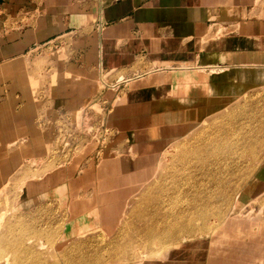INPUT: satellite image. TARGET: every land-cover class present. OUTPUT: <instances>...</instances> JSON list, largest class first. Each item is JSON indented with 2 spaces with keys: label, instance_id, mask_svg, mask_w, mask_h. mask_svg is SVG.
I'll return each instance as SVG.
<instances>
[{
  "label": "crops",
  "instance_id": "1",
  "mask_svg": "<svg viewBox=\"0 0 264 264\" xmlns=\"http://www.w3.org/2000/svg\"><path fill=\"white\" fill-rule=\"evenodd\" d=\"M240 58L264 61V0H0V185L23 175L24 204L65 193L73 216L110 225L191 114L218 108L231 85L262 80L264 65ZM154 61L231 68L201 79L192 68L156 71L117 92L98 83L104 71L116 78ZM89 99L109 107L103 154L90 136L70 158L53 159L54 115L73 116ZM199 252L191 259L176 248L142 264H214Z\"/></svg>",
  "mask_w": 264,
  "mask_h": 264
},
{
  "label": "rangeland",
  "instance_id": "2",
  "mask_svg": "<svg viewBox=\"0 0 264 264\" xmlns=\"http://www.w3.org/2000/svg\"><path fill=\"white\" fill-rule=\"evenodd\" d=\"M191 64L193 65L197 63L187 62L186 64L184 63L175 64L172 62L154 61V62H149L147 64L141 65V67L140 65L139 67L136 66L135 69H133V71H130L129 73H124V72L119 73L116 78H110L111 72L104 71L101 75L103 79L101 81V78H100L98 83L101 88H107L112 83L114 84L115 88H117L116 90L123 91L125 86H127L128 84H132V82H134L138 78L151 77L153 75V72L159 71V73H162V72L165 73V72H169L171 70L178 69V68L186 69L187 67L185 66H188ZM261 78H262L261 81L255 82L253 84H251V82H248V84H246V87L244 88L241 84H238L233 89L231 85L230 90L232 91H230V96L224 98L223 100L221 99L220 101V102L225 101L226 103H223V105H221L220 102L218 103L219 105L216 104L218 105V108L217 107H216L217 109L214 108V110L216 111L212 114H209L210 116L207 115V119L205 121L200 122L196 127L191 129V131H189L188 133L180 136L177 139L171 140V142L166 147L163 148L162 150L163 153L161 152L160 154L162 156L159 155L158 161L156 160L157 162L154 163L153 173H152L153 175L150 176V179H147L146 181H144V183L139 184V185L137 184L138 188L136 187L132 194L127 195L125 197L123 201L122 209L119 210L117 214L113 215L114 220L110 225H104L102 223H99V221L94 218L95 220L87 228L85 232H79V233L75 232L70 235V233L67 230L69 228L68 224L72 222L74 208L76 207L75 204L72 205L73 203H72L71 197L67 194L65 195V193L64 194L62 193L59 196L55 195L51 197L52 196L51 195L50 197H47V199L43 198L39 201H32L28 204H24L21 201V198L19 195H20V191L22 190L21 189L23 186L22 183L25 182L24 181L25 177L23 175L12 176L5 184H3L4 186L0 185V233L8 232L7 235L4 237L5 241L4 240L0 241V261H1L0 264H6V262L9 261L10 258L12 259V256L9 255V254L12 255V253L10 252L11 249H12L11 251H14L17 255L15 264H61L62 262L60 261H63L62 264H79V263L81 264L82 263L83 264L85 263H88V264H119L121 261L122 262L120 264H138V263L142 264V262L146 259H149L150 256L144 257L143 259L142 258L139 259L142 255L141 252L143 250L137 246V242L135 241L132 242V238L135 237V235L138 233L137 230L139 229L140 226L141 227L139 231L144 225L151 224V222H155L156 219H159L160 216L161 217L163 216L160 213V210H159L160 207L162 208V210L168 213L167 209L170 208L169 206H171L172 204L169 203L168 204L169 206L165 205V208L167 209L165 208L163 209L162 207L163 205L162 204H161L162 206L160 205V202L162 203V200H164V198H169V194L167 196L166 190H163V189H165V187L168 186L169 180L173 172L174 173L182 172L183 164H184V167L188 166L191 169V171H189L188 173H215L211 175L210 174H196L195 176L196 188L199 189L200 191L208 190L209 193L207 194L203 193L201 197L209 198L210 196L208 200L212 201V203L208 207L209 211L216 212L218 210L217 208H220L221 209L220 215H223L220 217L223 218L225 216L226 223L221 228L219 225V229L211 233L210 235L205 233L203 235L195 236L193 239L182 241L180 242V244L178 243L173 248L174 249L181 248V250H184V252H186V255H188L187 257L191 259H195L198 255H200L199 253L201 252L199 251L208 250L210 251L209 253L214 256V264H264V113H263L264 112V101H263L264 100V89H263L264 88V74L261 75ZM115 83H117L118 86ZM254 95L256 96V98H254L255 97ZM261 97L263 100L261 99ZM253 101L256 106L254 105ZM85 106L86 107L84 109L76 111L73 116L66 117L61 114L54 115V118H55L54 122L57 125L56 126L57 130L55 131V133L58 134L57 143L59 145L55 144L57 146L53 147L55 150V151L53 150L54 151L53 159L54 157H56V152L59 153V151H61V153H65L67 155L66 158L68 157L70 158L72 156V153L75 151H78L83 141L89 138L90 136H92L93 139L97 141L98 150L100 151L99 154L101 153L103 154L102 151H104V149L107 147L106 143H108L111 134H113V128L111 127L112 123H111V120L108 114L109 107L106 106L105 108V105L102 99H101V102L100 100H95V99L90 100L89 99L87 100ZM255 107L257 108L259 107V108L257 109ZM240 109H243V112L242 110L240 111ZM258 110L259 112H257ZM233 111H235V113ZM259 113H261V115H259ZM239 114L241 115L240 117H239ZM242 114H244V117ZM222 117L224 119H222ZM233 118H235L234 121H233ZM216 119H218V121ZM249 119L250 120L252 119V120L250 121ZM214 126L216 127L217 130L215 129ZM209 128L210 130H208ZM249 130L251 133L249 132ZM198 132L200 133L197 134ZM235 133H236V136L238 135L237 137L235 136ZM214 134H215V139L218 140V143L219 142L220 143L218 144V146L216 145L215 147L214 146L209 147L210 145L207 146L208 145L207 142L208 140L213 138L211 136H214ZM234 136L240 139V141L238 140L236 141ZM196 137H199V139ZM253 138L255 140H253ZM64 140H66L65 143H64ZM70 142H71L70 145L66 144ZM245 142L249 144H245ZM235 143H239V144H236L235 146ZM200 147H202V149ZM176 148L177 150H175ZM198 148L201 150H199ZM167 149L169 151H167ZM236 149H238L237 150L238 152L236 151ZM196 150H199L201 154L196 153ZM214 151L216 153L218 152L219 156L222 154L221 158H223V162L225 163L221 162L220 164L219 162L215 164L216 168L214 167V164L212 163L213 165L212 168L206 169L205 168L206 163H202L203 159L205 161H209L212 158L215 159L216 156H215ZM205 153H208V154H205ZM189 154L191 155V157ZM261 156L263 158H260ZM182 157H184V159H182ZM225 159L227 162L225 161ZM61 160H59V162H61ZM231 160L233 163L230 162ZM235 160L237 161L235 162ZM55 161H52V162L56 163ZM166 162H169V163H166ZM197 162H199L200 164ZM239 165L240 167H238ZM195 167H196V170L198 171L195 170ZM175 168H176V171H175ZM218 168L219 169L221 168V169L218 170ZM205 170L207 171L205 172ZM227 170L229 171V173ZM234 171H235V174H234ZM170 173H171V176H170ZM159 178H162V179H159ZM220 181H224L222 186H219V184H217ZM141 186L143 189L141 188ZM239 186L241 187V189H239L240 188ZM220 189L223 190V193H222V190ZM237 190L238 192H236ZM240 192H243L240 197V202L238 203V205L235 206V199H236L235 196H237ZM192 195L193 194L189 196L193 197ZM205 195L208 197H206ZM155 197L157 198L160 197V198L157 199ZM142 198L143 199L145 198V199L143 200ZM179 198L181 199L180 205L183 203L185 204L187 201H189V198L187 196H180ZM150 199H154V200L150 201ZM197 199L199 200V198ZM158 200L159 202L157 203L156 201ZM201 202H203V200ZM135 203H136V206H135ZM214 203H216V205H214L213 207ZM154 205L155 207L153 208ZM139 207L140 208L145 207V208L140 209ZM138 211H140L141 213ZM142 211H144L143 214H142ZM135 213H137V215L139 214L138 217ZM155 214L156 216L157 215L158 216L156 217ZM166 215L164 216V218L166 217ZM152 216L153 217L155 216V218H153ZM143 219L147 222V224ZM211 219L212 218H209L207 222H209V224H214L215 221ZM123 221H126V223H124ZM127 221H129L128 224H127ZM119 222H122V223H119ZM125 233H128L129 235ZM58 242L62 243V246L58 248L57 250L55 246ZM105 242L107 243L109 242L108 245ZM130 242H132V244ZM116 244H118L117 247H116ZM117 249L119 251H117ZM122 249H127L126 250L127 252L124 253ZM171 250L173 249L171 248ZM7 253L9 254L7 255ZM169 253H170V250L168 252L163 253V255L159 254L157 256L158 258L150 257V259H154V258L162 259V258L167 257ZM117 256H119V259ZM77 257H80V258H77ZM89 257L92 259H90ZM81 258L82 260H80ZM115 258H116V261H115ZM80 261H83V262H80Z\"/></svg>",
  "mask_w": 264,
  "mask_h": 264
},
{
  "label": "bare ground",
  "instance_id": "3",
  "mask_svg": "<svg viewBox=\"0 0 264 264\" xmlns=\"http://www.w3.org/2000/svg\"><path fill=\"white\" fill-rule=\"evenodd\" d=\"M240 60L241 61H239V63H240V65H242V64H244V65H250V64H252L253 63V65H258V64H262V65H264V61L262 62L261 60H256V61H252V62H248L247 61V58H240ZM264 60V59H263ZM260 61V62H259ZM233 62H234V60H233ZM157 64V63H156ZM160 64V63H159ZM158 64V65H159ZM163 65V64H162ZM236 65V64H235ZM166 66V65H165ZM231 65H229V64H222V63H210V64H204V65H199V63H197L196 65H193V66H185V67H187V68H192V69H194L195 70V72H197V73H195L196 75H194V77H191V79H201V77H200V74L201 73H210V72H212V71H214L215 73H218V72H221L223 69H229V68H231L230 67ZM167 67H169V66H167ZM255 67V66H254ZM172 68V67H171ZM243 68V67H242ZM250 68V67H249ZM158 69V68H157ZM161 69V68H160ZM169 69V68H168ZM184 69V68H183ZM244 69V68H243ZM153 70V69H152ZM165 71V70H164ZM154 73V72H153ZM260 73H261V75L262 74H264V68H262V70L260 71ZM253 74H256L255 73V71L253 72ZM252 74V75H253ZM156 75V74H155ZM186 75V74H185ZM188 78H189V76L188 75H186ZM133 79V78H132ZM152 79V78H151ZM120 80V79H119ZM156 80V79H155ZM102 81V80H101ZM157 81V80H156ZM239 81V80H238ZM112 82V81H111ZM117 83H118V81H117ZM117 83H115V84H117ZM133 83V82H132ZM159 83V82H158ZM134 84V83H133ZM252 84V83H251ZM117 86H118V84H117ZM236 86V85H235ZM107 88H110V89H112V90H114V91H116V89L117 88H115V86H114V84H110ZM263 88V87H262ZM250 89H252V88H250ZM254 89V88H253ZM264 89V88H263ZM249 91V90H248ZM247 91V92H248ZM261 91V90H260ZM117 92V91H116ZM108 93V92H107ZM254 93V92H253ZM263 93V92H262ZM106 96H107V94H106ZM117 96V95H116ZM251 96V95H250ZM255 96V95H254ZM259 96V95H258ZM108 97V96H107ZM252 97V96H251ZM250 97V98H251ZM254 98H256V96L254 97ZM258 99V98H257ZM256 99V100H257ZM261 99H262V97H261ZM118 100H120V98L119 97H117L116 98V101H118ZM234 100H236V99H234ZM253 100V99H252ZM259 100V99H258ZM263 100V99H262ZM122 101V100H121ZM229 101H230V99H229ZM255 101V100H254ZM254 101H253V103H254ZM260 101V100H259ZM264 101V100H263ZM262 101V102H263ZM241 103V102H240ZM231 104V103H230ZM250 104V103H249ZM259 104V103H258ZM263 104V103H262ZM261 104V105H262ZM124 105V104H123ZM254 105H255V103H254ZM122 106V105H121ZM207 106V105H206ZM209 106V105H208ZM225 106H227V105H225ZM230 106V105H229ZM249 106V105H248ZM256 106V105H255ZM260 106V105H259ZM200 107V106H199ZM262 107V106H261ZM260 107V108H261ZM254 108V107H253ZM255 108H257V107H255ZM259 108V107H258ZM257 108V109H258ZM263 108V107H262ZM200 109V108H199ZM233 109V108H232ZM247 109V108H246ZM252 109V108H251ZM250 109V110H251ZM221 110V109H220ZM229 110H231V109H229ZM242 110V112H243V109H240V111ZM255 110V109H254ZM206 111H207V109H206ZM216 110H212L210 113H208V114H200V113H198L197 112V114H191L190 115V119H188V120H191L189 123H190V125H191V127L189 128V130H185V131H183L182 133H183V135L184 134H186V133H188L189 131H191V129H193L194 127H196L200 122H203V121H205L206 119H207V115H209V114H212V113H214ZM228 111V110H227ZM261 111V110H260ZM263 111V110H262ZM106 112V111H105ZM234 113H235V111H233ZM254 112V111H253ZM257 112H259V110L257 111ZM222 113V112H221ZM238 113V112H237ZM245 113H246V111H245ZM249 113V112H248ZM247 113V114H248ZM252 113V112H251ZM264 113V112H263ZM106 114V113H105ZM223 114V113H222ZM238 115V114H237ZM243 115V117H244V114H242ZM253 115V114H252ZM256 115V114H255ZM254 115V116H255ZM259 115H261V113H259ZM188 117H189V115H187ZM210 116V115H209ZM241 115L239 114V117H240ZM257 116V115H256ZM183 117H185V115H183ZM218 117V116H217ZM220 117V116H219ZM224 117H226V116H224ZM229 117V116H228ZM232 117H234V116H232ZM259 117V116H258ZM106 118V117H105ZM213 118V117H212ZM235 118H236V116H235ZM235 118H233V121L235 120ZM251 118V117H250ZM255 118V117H254ZM260 118V117H259ZM222 119H224L223 117H222ZM230 119V118H229ZM256 119V118H255ZM217 121H218V119H216ZM246 120V119H245ZM250 120V119H249ZM252 120V119H251ZM250 120V121H251ZM258 120V119H257ZM214 121V120H213ZM241 121V120H240ZM248 121V120H247ZM259 122V121H258ZM241 123V122H240ZM247 123V122H246ZM252 123V122H251ZM213 124V123H212ZM220 124V123H219ZM262 124V123H261ZM206 125H208V124H206ZM242 125V124H241ZM246 125V124H245ZM244 125V126H245ZM248 125H249V123H248ZM247 125V126H248ZM213 126V125H212ZM230 126V125H229ZM259 126V125H258ZM262 126V125H261ZM209 127V126H208ZM215 127V126H214ZM213 127V128H214ZM241 127V126H240ZM207 128V127H206ZM212 128V129H213ZM251 128H252V126H251ZM215 129H216V127H215ZM219 129H221V128H219ZM231 129V128H230ZM244 129V128H243ZM262 129V128H261ZM202 130V129H201ZM200 130V131H201ZM208 130H210V128L208 129ZM217 130V129H216ZM237 130V129H236ZM240 130H241V128H240ZM205 131V130H204ZM213 131V130H212ZM228 131V130H227ZM235 131V130H234ZM233 131V132H234ZM244 131V130H243ZM253 131V130H252ZM214 132V131H213ZM230 132V131H229ZM239 132V131H238ZM249 132H250V130H249ZM195 133V132H194ZM200 132H198L197 134H199ZM248 133V132H247ZM246 133V134H247ZM251 133V132H250ZM218 134V133H217ZM229 134V133H228ZM227 134V135H228ZM249 134V133H248ZM219 135V134H218ZM217 135V136H218ZM232 135V134H231ZM239 135H240V133H239ZM243 135V134H242ZM244 135H245V133H244ZM188 136V135H187ZM190 136V135H189ZM193 136V135H192ZM220 136V135H219ZM235 136H236V133H235ZM234 136V137H235ZM238 136V135H237ZM236 136V137H237ZM262 136V135H261ZM202 137H203V135H202ZM211 137H213V138H211L210 140H208V142H207V146H209V147H211V146H218V144L220 143H218V140H216L215 139V134H214V136H211ZM235 137V139H236V141L238 140V141H240V139H238V138H236ZM130 138V137H129ZM196 138H198L199 139V137H196ZM228 138V137H227ZM252 138V137H251ZM258 138V137H257ZM192 139V138H191ZM217 139H219V138H217ZM233 139V138H232ZM243 139V138H242ZM250 139V138H249ZM260 139V138H259ZM195 140V139H194ZM193 140V141H194ZM201 140V139H200ZM204 140V139H203ZM253 140H255L254 138H253ZM186 141V140H185ZM225 141V140H224ZM124 142H126V141H124ZM187 142V141H186ZM190 142V141H189ZM196 142V141H195ZM120 143V142H119ZM123 143V142H122ZM174 143V142H173ZM172 143V144H173ZM182 143V142H181ZM227 143V142H226ZM231 143V142H230ZM251 143V142H250ZM107 144V143H106ZM194 144V143H193ZM192 144V145H193ZM236 144H239V143H235V146H236ZM245 144H249V143H246L245 142ZM258 144V143H257ZM118 145H120V144H118ZM178 145V144H177ZM201 145V144H200ZM250 145H252V144H250ZM253 145H254V143H253ZM100 146V145H99ZM105 146V145H104ZM171 146H173V145H171ZM198 146V145H197ZM203 146V145H202ZM223 146V145H222ZM234 146V147H235ZM228 147V146H227ZM238 147V146H237ZM242 147H244V146H242ZM114 148V147H113ZM179 148V147H178ZM201 149H202V147H200ZM218 148V147H217ZM131 149V148H130ZM133 149V148H132ZM171 149V148H170ZM188 149V148H187ZM187 149H186V151H187ZM199 149V148H198ZM201 149H199V150H201ZM209 149V148H208ZM213 149V148H212ZM220 149V148H219ZM218 149V150H219ZM235 149V148H234ZM253 149V148H252ZM175 150H177V148L175 149ZM179 150V149H178ZM181 150V149H180ZM191 150V149H190ZM199 150H196V153H200V151ZM228 150V149H227ZM238 149H236V151H237ZM132 151V150H131ZM167 151H169L168 149H167ZM182 151V150H181ZM204 151H205V149H204ZM220 151V150H219ZM235 151V150H234ZM240 151V150H239ZM244 151V150H243ZM254 151V150H253ZM134 152V151H133ZM210 152V151H209ZM208 152V153H209ZM215 152V151H214ZM238 152V151H237ZM155 153V152H154ZM163 153V152H162ZM173 153H175V152H173ZM184 153V152H183ZM208 153H205V154H208ZM221 153V152H220ZM223 153V152H222ZM233 153H235V152H233ZM240 153V152H239ZM253 153V152H252ZM121 154V153H120ZM201 154V153H200ZM229 154V153H228ZM232 154V153H231ZM238 154V153H237ZM241 154V153H240ZM247 154V153H246ZM146 155V154H145ZM171 155H172V153H171ZM190 155V154H189ZM195 155V154H194ZM193 155V156H194ZM199 155V154H198ZM204 155V154H203ZM218 155V152L216 153L215 152V159L214 158H212L211 160H209V161H205L203 158V162L202 163H206L205 164V168L206 169H210V168H212V163L214 164V167L216 168V165L215 164H217V163H219L220 162V164H221V162H223V158H221L222 157V154L219 156H217ZM160 156H162V155H160ZM174 156V155H173ZM179 156V155H178ZM182 156V155H181ZM180 156V157H181ZM201 156V155H200ZM210 156V155H209ZM225 156V155H224ZM223 156V157H224ZM229 156V155H228ZM242 156V155H241ZM142 157V156H141ZM175 157V156H174ZM190 157H191V155H190ZM197 157V156H196ZM231 157V156H230ZM64 158V157H63ZM145 158V157H144ZM172 158V157H171ZM170 158V159H171ZM208 158V157H207ZM229 158V157H228ZM235 158V157H234ZM238 158V157H237ZM239 158H240V156H239ZM260 158H263L262 156L260 157ZM66 159V158H65ZM90 159V158H89ZM160 159V158H159ZM169 159V160H170ZM182 159H184V157H182ZM230 159V158H229ZM259 159V158H258ZM91 160V159H90ZM143 160V159H142ZM148 160V159H147ZM153 160H154V158H153ZM173 160V159H172ZM197 160V159H196ZM208 160V159H207ZM80 161V160H79ZM140 161V160H139ZM151 161V160H150ZM157 161H158V159H157ZM156 161V162H157ZM180 161H182V160H180ZM200 161V160H199ZM225 161H226V159H225ZM237 160H235V162H236ZM144 162V161H143ZM154 162V161H153ZM172 162V161H171ZM227 162V161H226ZM230 162H232V160L230 161ZM48 163V162H47ZM46 163V164H47ZM145 163V162H144ZM166 163H169V162H166ZM196 163V162H195ZM197 163H199V162H197ZM223 163H225V162H223ZM229 163V162H228ZM233 163V162H232ZM50 164V163H49ZM165 164V163H164ZM182 164V163H181ZM191 164H193V163H191ZM200 164V163H199ZM227 164V163H226ZM230 164V163H229ZM241 164V163H240ZM249 164V163H248ZM142 165H143V163H142ZM159 165V164H158ZM188 165H190V164H188ZM203 165V164H202ZM202 165H201V167H202ZM211 165V166H210ZM234 165V164H233ZM254 165V164H253ZM252 165V166H253ZM46 166V165H45ZM49 166V165H48ZM136 166V165H135ZM151 166V165H150ZM165 166V165H164ZM228 166V165H227ZM243 166V165H242ZM255 166V165H254ZM51 167H52V165H51ZM137 167H139V165L137 166ZM142 167V166H141ZM200 167V166H199ZM229 167V166H228ZM234 167V166H233ZM232 167V168H233ZM238 167H240V165L238 166ZM158 168V167H157ZM179 168V167H178ZM214 168V169H215ZM242 168V167H241ZM160 169V168H159ZM182 172L181 173H172V176H171V173H170V176H171V178H170V180H169V184H168V186L167 187H165V189H163V190H166V194H167V196H168V194H169V198H164V200H162V199H160V200H162V203L160 202V205L163 207V209L165 208V205H168L169 203H171L170 205L171 206H169L170 208H165V209H167L168 210V213L167 212H165L164 210H162V208L160 209L159 208V210H160V213L163 215L162 217L160 216L159 217V219H156V221L155 222H151V224H148V225H144L142 228H141V230L139 231V229H140V227H139V229L138 228H136V229H138L137 231H138V233L135 235V237H133L132 238V242H137V246L138 247H140L139 249L142 251L141 253H142V255H141V257L139 258V259H143L144 257H151V258H153V257H157L159 254H162L163 255V253H165V252H168L169 250L171 251V248L172 249H174L173 247L174 246H176L178 243L180 244V242H182V241H185V240H188V239H193L195 236H198V235H203V234H208V235H210L211 233H213V232H215L216 230H218L219 229V225H220V228L221 227H223L224 226V224L226 223L225 221H226V217L224 216L223 218L222 217H220V216H223V215H220L221 214V209L220 208H217L218 210L216 211V212H214V211H209V209H208V207H209V205H211V203H212V201H210V200H208L209 198H210V196H209V198H205V197H201L202 195H203V193H209L208 192V190H206V191H200L199 189H197L196 188V178H195V176H196V174H215V173H188L189 171H191V169L188 167V166H185L184 167V164H183V167H182ZM202 169H204V168H202ZM221 169V168H220ZM219 168H218V170H220ZM223 169H224V167H223ZM230 169V168H229ZM238 169V168H237ZM246 169V168H245ZM245 169H243V170H245ZM254 169V168H253ZM158 170V169H157ZM195 170H196V167H195ZM249 170V169H248ZM248 170H247V172H248ZM69 171V170H68ZM175 171H176V168H175ZM181 171V170H180ZM186 171V172H185ZM196 171H198V170H196ZM207 170H205V172H206ZM228 171V170H227ZM232 171V170H231ZM200 172V171H199ZM209 172H210V170H209ZM226 172V171H225ZM238 172V171H237ZM221 173V172H220ZM228 173H229V171H228ZM232 173V172H231ZM233 174V173H232ZM234 174H235V171H234ZM250 174V173H249ZM153 175V174H152ZM160 175H162V174H160ZM247 175V174H246ZM251 175V174H250ZM71 176V175H70ZM125 176V175H124ZM138 176V175H137ZM164 176V175H163ZM166 176V175H165ZM248 176V175H247ZM167 177V176H166ZM248 178V177H247ZM150 179V178H149ZM155 179V178H154ZM159 179H162V178H159ZM165 179V178H164ZM113 180V179H112ZM145 180V179H144ZM249 180V179H248ZM138 181V180H137ZM154 181V180H153ZM156 181V180H155ZM160 181V180H159ZM163 181V180H162ZM114 182V181H113ZM141 182V181H140ZM151 182V181H150ZM167 182V181H166ZM104 183V182H103ZM120 183V182H119ZM224 183V181H220V182H218L217 184H219V186H222V184ZM23 185H24V183H22ZM106 184V183H105ZM122 184V183H121ZM133 184V183H132ZM164 184V183H163ZM167 184V183H166ZM4 186V185H3ZM102 186V185H101ZM121 186V185H120ZM151 186V185H150ZM156 186H158V185H156ZM165 186V185H164ZM186 187V188H188V189H186V188H184V187ZM245 186V185H244ZM240 187V186H239ZM21 188V187H20ZM22 188H23V186H22ZM21 188V189H22ZM37 188V187H36ZM141 188H142V186H141ZM162 188V187H161ZM2 189V188H1ZM99 189V188H98ZM143 189V188H142ZM157 189V188H156ZM159 189V188H158ZM239 189H241V187L239 188ZM140 190V189H139ZM147 190V189H146ZM160 190H162V189H160ZM220 190H222V189H220ZM219 190V191H220ZM24 191V190H23ZM138 191V190H137ZM142 191V190H141ZM152 191V190H151ZM153 191H154V189H153ZM140 192V191H139ZM236 192H238V190L236 191ZM235 192V193H236ZM110 193V192H109ZM117 193V192H116ZM151 193V192H150ZM161 193V192H160ZM222 193H223V190H222ZM243 192H240L237 196H235L236 197V199H235V206L236 205H238V203L240 202V197H241V194H242ZM123 194V193H122ZM165 194V193H164ZM163 194V195H164ZM191 194H193L192 196L193 197H190L189 195H191ZM66 195V194H65ZM115 195V194H114ZM137 195V194H136ZM163 195H161V196H163ZM197 195H198V197H197ZM156 196V195H155ZM180 196H187L188 198H189V201H187L185 204L183 203V204H181L180 205V203H181V199L179 198ZM206 196V195H205ZM133 197V196H132ZM174 197V198H173ZM176 197V198H175ZM206 197H208V196H206ZM107 198V197H106ZM114 198V197H113ZM152 198V197H151ZM155 198H157V197H155ZM158 198H160V197H158ZM157 198V199H158ZM197 198H199V200L197 199ZM111 199V198H110ZM132 199V198H131ZM140 199V198H139ZM138 199V200H139ZM143 199V198H142ZM145 199V198H144ZM143 199V200H144ZM214 199V198H213ZM148 200V199H147ZM151 200H154V199H150V201ZM156 200V199H155ZM203 200V202H201ZM101 201V200H100ZM135 201H137V200H135ZM198 201V202H197ZM224 201V200H223ZM140 202V201H139ZM144 202V201H143ZM143 202H142V204H143ZM147 202V201H146ZM149 202V201H148ZM157 203L159 202V200L158 201H156ZM173 202V203H172ZM73 203V202H72ZM107 203V202H106ZM137 203V202H136ZM136 203H135V206H136ZM151 203H153V202H151ZM231 203V202H230ZM114 204V203H113ZM155 204V203H154ZM117 205V204H116ZM147 205H149V204H147ZM152 205V204H151ZM214 205H216V203H214L213 204V207H214ZM233 205V204H232ZM114 206V205H113ZM130 206V205H129ZM132 206V205H131ZM234 206V205H233ZM134 207V206H133ZM132 207V208H133ZM145 207H146V205H145ZM144 207V208H145ZM151 207V206H150ZM155 207V205L153 206V208ZM115 208V207H114ZM140 208V207H139ZM144 208H140V209H144ZM151 209V208H150ZM146 210V209H145ZM148 210V209H147ZM154 210V209H153ZM166 210V211H167ZM131 211V210H130ZM137 211V210H136ZM135 211V212H136ZM150 211V210H149ZM164 211V212H163ZM124 212V211H123ZM138 212H140V211H138ZM143 212L144 211H142V214H143ZM154 212V211H153ZM152 212V213H153ZM141 213V212H140ZM148 213H150V212H148ZM159 213V214H160ZM164 213H165V215H166V213H167V215H166V217L164 218ZM92 214V213H91ZM136 215H137V213H135ZM134 214V215H135ZM145 214V213H144ZM147 214V213H146ZM1 215H2V213H1ZM139 215V214H138ZM138 215H137V217H138ZM150 215V214H149ZM148 215V216H149ZM153 215V214H152ZM141 216V215H140ZM145 216H147V215H145ZM155 216H156V214H155ZM155 216L153 217V218H155ZM158 216V215H157ZM156 216V217H157ZM2 217V216H1ZM4 217V216H3ZM92 218H94L95 217V214H92V216H91ZM128 217V216H127ZM131 217V216H130ZM135 217V216H134ZM73 219H72V222H70L69 224H68V226H69V228L67 229L68 230V232L70 233V235L71 234H73V233H75V232H77V233H79V232H85L86 230H87V228L93 223V221H92V219L89 217V216H81L80 215V217H75V216H73L72 217ZM114 218V217H113ZM123 218V217H122ZM139 218H141V217H139ZM142 218H143V216H142ZM147 218V217H146ZM146 218H144V219H146ZM209 218H212L211 220H214L215 221V223L214 224H209V222H207L208 221V219ZM126 219H128V218H126ZM133 219V218H132ZM132 219H131V221H132ZM137 219V218H136ZM143 219V220H144ZM109 220V219H108ZM120 220V219H119ZM138 220V219H137ZM139 220H141V219H139ZM152 220V219H151ZM136 221V220H135ZM145 221V220H144ZM143 221V222H144ZM96 222V221H95ZM124 223H126V221H123ZM128 222L129 221H127V224H128ZM137 222V221H136ZM146 222V221H145ZM102 223V222H101ZM119 223H122V222H119ZM135 223V222H134ZM144 224V223H143ZM142 224V225H143ZM146 224H147V222H146ZM131 225V224H130ZM129 225V226H130ZM116 226V225H115ZM131 227V226H130ZM145 227V228H144ZM122 228V227H121ZM126 229V228H125ZM133 229V228H132ZM109 231V230H108ZM131 231V230H130ZM136 231V232H137ZM126 232V231H125ZM133 232V231H132ZM132 232H131V234H132ZM8 233V232H7ZM7 233H4V232H2V233H0L1 235H0V241L2 240H4L5 241V236L7 235ZM112 234V233H111ZM125 234H128V233H125ZM124 234V235H125ZM129 234H130V232H129ZM128 234V235H129ZM133 234H135V233H133ZM69 235V236H70ZM127 235V236H128ZM107 236V235H106ZM119 236V235H118ZM104 238V237H103ZM114 238V237H113ZM122 239V238H121ZM125 239V238H124ZM130 239V238H129ZM115 240V239H114ZM69 241V240H68ZM100 241H101V239H100ZM124 242V241H123ZM132 242H130L131 244H132ZM107 245H108V243L107 242H105ZM129 243V244H130ZM106 244H105V246H106ZM134 244H136V243H134ZM183 244V243H182ZM117 245L118 244H116V247H117ZM62 246V243H60V242H58L57 244H56V246H55V248L58 250V248H60ZM64 246V245H63ZM110 246V245H109ZM128 246V245H127ZM45 247V246H44ZM124 247V246H123ZM126 247V246H125ZM109 248V247H108ZM132 248V247H131ZM136 248V247H135ZM113 249V248H112ZM12 250V249H11ZM10 250V252L12 253V255L11 254H9V253H7V255L9 254L10 256H12V259L10 258V260L9 261H7L6 262V264H15V260H16V257H17V255H16V253L14 252V251H11ZM60 250V249H59ZM110 250V249H109ZM121 250V249H120ZM123 251H124V253H126L127 251V249H122ZM128 250H129V248H128ZM132 250V249H131ZM134 250V249H133ZM137 250V249H136ZM117 251H119L118 249H117ZM7 252V251H6ZM104 252V251H103ZM129 252V251H128ZM115 253V252H114ZM108 254V253H107ZM123 254V253H122ZM23 255V254H22ZM85 255H87V254H85ZM98 255V254H97ZM121 255V254H120ZM127 255V254H126ZM95 256H96V254H95ZM123 256H125V255H123ZM118 257V259H119V256H117ZM129 257V256H128ZM131 257V256H130ZM133 257V256H132ZM150 257H149V259H150ZM19 258V257H18ZM77 258H80V257H77ZM84 258V257H83ZM90 258V257H89ZM113 258V257H112ZM120 258H121V256H120ZM124 258V257H123ZM158 258V257H157ZM6 259V258H5ZM87 259V258H86ZM90 259H92V258H90ZM105 259V258H104ZM125 259V258H124ZM7 260V259H6ZM80 260H82V258L80 259ZM95 260V259H94ZM128 260V259H127ZM67 261V260H66ZM114 261V260H113ZM115 261H116V258H115ZM126 261V260H125ZM136 261V260H135ZM1 262V261H0ZM60 262H62L63 263V261H60ZM65 262V261H64ZM68 262V261H67ZM80 262H83V261H80ZM90 262V261H89ZM122 262V261H121ZM120 262V263H121ZM61 263V264H62ZM96 263V262H95ZM119 263V264H120ZM79 264H81V263H79ZM83 264V263H82ZM85 264H88V263H85ZM138 264H141V263H138Z\"/></svg>",
  "mask_w": 264,
  "mask_h": 264
},
{
  "label": "built area",
  "instance_id": "4",
  "mask_svg": "<svg viewBox=\"0 0 264 264\" xmlns=\"http://www.w3.org/2000/svg\"><path fill=\"white\" fill-rule=\"evenodd\" d=\"M97 25H98V28H102V26L104 25V20L102 18H99L97 21Z\"/></svg>",
  "mask_w": 264,
  "mask_h": 264
}]
</instances>
